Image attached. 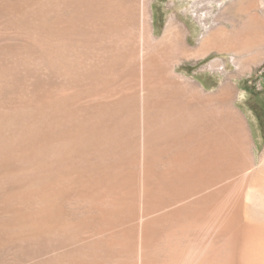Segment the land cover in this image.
<instances>
[{"label": "rangeland", "instance_id": "obj_1", "mask_svg": "<svg viewBox=\"0 0 264 264\" xmlns=\"http://www.w3.org/2000/svg\"><path fill=\"white\" fill-rule=\"evenodd\" d=\"M211 1L196 0L185 6L190 9ZM184 3L147 1L151 45L165 36L171 19L182 29L177 42L187 38L192 46L198 43L193 34L202 36L213 28L211 22L197 23L184 11ZM258 8L264 15V0H259ZM109 11L110 0H0V143H13L7 154L0 144V264L135 263L134 228L141 222L135 218L141 208L135 187L143 180L146 164L136 153L139 114L129 89L135 83L138 92L146 88L147 76L153 77L154 69H148L150 58L135 69L125 65L110 69ZM215 20L219 22L218 17ZM232 57L213 53L169 60L160 54V69L176 85L162 96L160 113L153 114L157 152L163 160L155 168L162 182L168 180L170 159L187 153L191 145L187 117L178 111L187 106V95L204 109L218 107L250 162L260 165L264 154V65L237 69ZM220 94L223 101L216 97ZM125 103L131 108H118ZM102 111L107 118H100ZM85 123L110 132L109 144L98 141L93 148L60 159L49 151L44 166L31 179L26 165L17 158L16 137L37 133L46 137L51 149ZM251 228L243 227L247 230L241 236L243 253L236 264H261L251 259L247 242L252 230L251 240L264 243V230ZM196 244L193 241L189 246ZM231 251L230 247L222 251V260L216 264H227ZM163 256L162 251L160 261Z\"/></svg>", "mask_w": 264, "mask_h": 264}, {"label": "bare ground", "instance_id": "obj_2", "mask_svg": "<svg viewBox=\"0 0 264 264\" xmlns=\"http://www.w3.org/2000/svg\"><path fill=\"white\" fill-rule=\"evenodd\" d=\"M147 1L110 0L109 11L110 69L117 65L135 69L145 58H150L148 69H154L153 77L151 74L147 76V87L142 91L138 92L136 83V86L132 85L130 89L127 87L130 94L135 97L139 114L136 118L137 128L135 127L136 134H134L137 135L135 137L138 147L136 144L135 146L139 149L136 153L141 155L146 164L144 171L141 172L143 180L135 187L138 192L136 198L141 207L135 213V218H139L141 222L133 227L134 264H216L217 261L222 260V251L227 247L232 251L226 263L236 264L243 253L240 245L241 236L243 231H247L243 230V227L246 225L247 228L253 227L254 229H251L254 231L264 230V154L260 165L252 163L254 160L250 162L248 153L233 130L228 127L227 120L223 114H220L218 107L212 111L204 109L203 105H199L198 101L187 95V106L180 107L178 111L187 117L186 126H183L191 130L188 136L191 142L190 148L187 153L175 154L170 159L171 167L167 169L165 175L167 182L165 180L162 182L161 175L158 179L155 167L162 158L157 152V135L154 132L157 123L153 117L162 108L163 103H160V100L164 93L166 94L169 88L176 89L171 78L164 74L165 70L160 69V54L171 60L175 57L180 58L188 51L191 54L193 52L184 44L177 42L182 38L183 33L173 19L166 29L165 36L151 45L150 34L146 27ZM180 1L185 2L183 4L185 5L196 0ZM222 1L212 0L211 3L218 6ZM199 25L203 30L205 29V25ZM213 28L219 31L222 26L213 23ZM224 89L225 87L222 92ZM172 93L175 97V93ZM216 97L222 101L225 99L222 94ZM126 104H121L122 106L118 108H126ZM130 108L131 106L128 107ZM102 112L100 118H107V113ZM81 126L79 131L74 130L67 139L56 143L51 149L50 142L45 136H36L37 133H27L17 137L15 135L19 149L17 158L26 165L25 168L29 170L31 179L36 177L38 168L44 166L45 156L49 151L53 158L60 159L62 156H70L90 146L93 148L98 141L101 145L109 144L110 132L102 131L95 125L88 126L86 123ZM12 144L3 142L2 151L6 154L10 152ZM252 233L250 230L247 252L251 259L264 264V243L260 240L256 241V238L252 241ZM193 241H197V244L195 247H190ZM181 242L182 244L179 245ZM183 243H186L185 246ZM162 251L164 259L160 261L158 257Z\"/></svg>", "mask_w": 264, "mask_h": 264}, {"label": "crops", "instance_id": "obj_3", "mask_svg": "<svg viewBox=\"0 0 264 264\" xmlns=\"http://www.w3.org/2000/svg\"><path fill=\"white\" fill-rule=\"evenodd\" d=\"M258 4L259 0H223L218 6L204 2L189 9L182 5L197 23H221L222 28L219 31L209 28L202 36L196 30L198 36L193 34L198 41L196 46L183 39L180 43L193 53L188 51L180 58L233 54L237 69H260L264 65V15ZM217 17L220 23L215 20Z\"/></svg>", "mask_w": 264, "mask_h": 264}, {"label": "built area", "instance_id": "obj_4", "mask_svg": "<svg viewBox=\"0 0 264 264\" xmlns=\"http://www.w3.org/2000/svg\"><path fill=\"white\" fill-rule=\"evenodd\" d=\"M234 60H235V58H234Z\"/></svg>", "mask_w": 264, "mask_h": 264}]
</instances>
